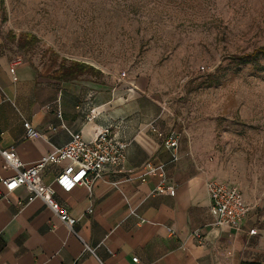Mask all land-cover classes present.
<instances>
[{
	"label": "crops",
	"instance_id": "0c3cea01",
	"mask_svg": "<svg viewBox=\"0 0 264 264\" xmlns=\"http://www.w3.org/2000/svg\"><path fill=\"white\" fill-rule=\"evenodd\" d=\"M2 18L0 149L13 146L29 166L65 145L69 132L90 142L102 128L127 146L124 161L107 167L90 192L79 185L65 191L55 184L65 162L45 166L42 181L55 188V199L75 219L71 229L41 199L28 201L24 187L0 195V264H254L247 253V215L238 227L214 226L205 186L218 179L204 170L182 135L178 159L170 162L162 140L150 132L154 124L163 133H178L159 96L144 90V79L116 81L101 73L55 79L25 59L11 68L17 35ZM25 120L43 136L25 137ZM147 161L165 164L174 195L155 191L157 177L138 178ZM13 173L0 156V175Z\"/></svg>",
	"mask_w": 264,
	"mask_h": 264
},
{
	"label": "rangeland",
	"instance_id": "374dc122",
	"mask_svg": "<svg viewBox=\"0 0 264 264\" xmlns=\"http://www.w3.org/2000/svg\"><path fill=\"white\" fill-rule=\"evenodd\" d=\"M0 11L15 56L42 74L82 61L144 79L204 170L241 190L247 253L264 264V56H248L264 46V0H2Z\"/></svg>",
	"mask_w": 264,
	"mask_h": 264
},
{
	"label": "built area",
	"instance_id": "2783aa9c",
	"mask_svg": "<svg viewBox=\"0 0 264 264\" xmlns=\"http://www.w3.org/2000/svg\"><path fill=\"white\" fill-rule=\"evenodd\" d=\"M22 62L23 60L20 57H14L10 62V66L14 68ZM124 76L125 72H122L121 77ZM57 117L61 118L60 111H57ZM86 117L89 119L90 115L88 114ZM23 127L25 137L43 136L29 121H23ZM60 127L65 128L62 123H60ZM50 128L55 131L57 126L51 125ZM150 132L162 140L164 148L170 153L169 161H176L178 159V133H163L154 124L150 126ZM69 135L70 139L65 145L55 147L53 151L41 156L29 166H25L19 159L13 146L0 149V156L5 164L14 171L8 177L0 175V183L4 189L0 192V195L4 197L17 188L24 187L29 192L28 201L34 198L41 199L51 212L71 229L75 219L69 216L66 209L55 199V188L51 184H45L42 181L43 169L47 164L65 162V165L54 179L55 184L65 191L79 185L90 192L93 183L102 179L104 170L107 167H117L124 161L127 143L117 138L108 128L100 129L96 137L90 142L85 141L78 132H69ZM164 166V163L155 165L147 161L144 163L143 171L138 178L144 182L147 177H157L159 181L155 191L174 195L175 185L166 181ZM205 187L210 201L213 225L217 227H238L249 211L241 190L234 184L220 180H209L206 182ZM89 212H91V209H89ZM192 234L197 239L201 236L198 230H194ZM85 249L93 252L86 245ZM132 260L136 262L137 258L133 257Z\"/></svg>",
	"mask_w": 264,
	"mask_h": 264
},
{
	"label": "trees",
	"instance_id": "16d2710c",
	"mask_svg": "<svg viewBox=\"0 0 264 264\" xmlns=\"http://www.w3.org/2000/svg\"><path fill=\"white\" fill-rule=\"evenodd\" d=\"M251 57H258L264 56V46L257 47L251 51L248 55ZM83 73H92L97 74L100 73L96 68L93 66L82 62V61H71L68 65H60L56 68L52 74H49L51 78L55 79H72L76 78L78 75Z\"/></svg>",
	"mask_w": 264,
	"mask_h": 264
}]
</instances>
